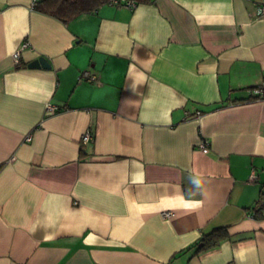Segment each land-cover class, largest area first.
Segmentation results:
<instances>
[{"label": "crops", "instance_id": "crops-1", "mask_svg": "<svg viewBox=\"0 0 264 264\" xmlns=\"http://www.w3.org/2000/svg\"><path fill=\"white\" fill-rule=\"evenodd\" d=\"M38 1L0 0V264H264V0Z\"/></svg>", "mask_w": 264, "mask_h": 264}, {"label": "trees", "instance_id": "trees-1", "mask_svg": "<svg viewBox=\"0 0 264 264\" xmlns=\"http://www.w3.org/2000/svg\"><path fill=\"white\" fill-rule=\"evenodd\" d=\"M114 0H39L33 7L41 14L50 16L59 22L68 23L77 16L90 13L101 5ZM130 1L134 4H146L151 0H116ZM229 238L225 228H215L202 233L194 246V254H201L217 247L222 241Z\"/></svg>", "mask_w": 264, "mask_h": 264}, {"label": "built area", "instance_id": "built-area-1", "mask_svg": "<svg viewBox=\"0 0 264 264\" xmlns=\"http://www.w3.org/2000/svg\"><path fill=\"white\" fill-rule=\"evenodd\" d=\"M110 4L115 5L117 7H127V8H133L135 4L130 1H111ZM257 17L258 18H264V5H261V7L258 9L257 12ZM28 48V44L26 42L22 43L20 47L12 53V61L15 65L19 64L20 57H21V52L25 49ZM80 79L85 80L87 82H93V83H98V77L89 74L88 72L84 71L80 75ZM250 95L252 96L253 99L255 100H264V84L257 85L249 90ZM57 107L52 106L51 104H47L45 107V115H51L57 111ZM199 116L197 115V118ZM30 137H26V141H29ZM94 141V136L89 130H86L80 138V143L81 145H88L93 143ZM197 149L200 150L202 153H208L210 151V146L209 143L206 139H200L199 142L197 143ZM255 177L252 175L251 180L253 181Z\"/></svg>", "mask_w": 264, "mask_h": 264}, {"label": "water", "instance_id": "water-1", "mask_svg": "<svg viewBox=\"0 0 264 264\" xmlns=\"http://www.w3.org/2000/svg\"><path fill=\"white\" fill-rule=\"evenodd\" d=\"M29 68H44V69H48L50 66L48 64V62L44 59V58H38L34 61H32L31 63H29L28 65Z\"/></svg>", "mask_w": 264, "mask_h": 264}]
</instances>
